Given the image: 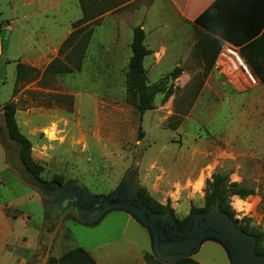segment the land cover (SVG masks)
<instances>
[{"label":"rangeland","instance_id":"1","mask_svg":"<svg viewBox=\"0 0 264 264\" xmlns=\"http://www.w3.org/2000/svg\"><path fill=\"white\" fill-rule=\"evenodd\" d=\"M127 1L92 5L105 12L90 24L80 70L44 75L54 58L66 62L71 47L59 50L82 16L77 0H0V204L7 214H20L13 224H20L16 232L28 237L32 251L49 237L46 257L106 244L94 252L109 264L120 263L149 249L147 228L118 207L95 215L78 196L108 195L132 183L177 200L173 210L182 218L191 206H203L205 180L219 171L253 190L228 202L236 227L252 232L264 252V130H252L251 119L230 114L231 96L250 90L234 89L213 67L204 76L206 60L197 45L202 31L178 21L164 1ZM143 23L144 44L152 48L143 62L148 86L161 91L154 108L140 114L127 92L126 71L132 28ZM162 37L167 42L158 40ZM17 62L37 74L19 82L13 94ZM177 66L181 73L171 78ZM8 102L45 184L26 171L18 145L7 137L3 105ZM191 257L203 264H231L227 249L209 234ZM43 259L39 248L28 264Z\"/></svg>","mask_w":264,"mask_h":264},{"label":"trees","instance_id":"2","mask_svg":"<svg viewBox=\"0 0 264 264\" xmlns=\"http://www.w3.org/2000/svg\"><path fill=\"white\" fill-rule=\"evenodd\" d=\"M98 0H77L82 12L81 18L74 23V30L62 42L59 52L63 53L66 47H71L65 55L66 62L56 57L51 60L44 75H63L73 70H80L85 50L91 35L90 24L96 21L105 10L92 9ZM195 24L201 26L208 33H202L197 45L206 60L204 76L213 67L215 58L223 41L240 46V51L247 63L253 69L261 84L264 85V2L261 0H214L195 19ZM144 29L137 25L132 28V37L129 44L131 55L128 60L126 71V85L131 103L142 114L146 110L154 108V97L159 88H150L147 82L146 72L143 66L144 58L150 51L144 44ZM181 73L179 67H175L169 74L176 78ZM37 74V70L24 63L17 62L15 65L13 94L17 91L19 82H30ZM170 92H166L165 97ZM15 107L12 102L3 105L4 124L7 137L15 142L18 147V157L24 168L35 180L40 181L39 173L41 166L31 157V142L18 129L14 117ZM142 137L139 131L138 138ZM253 190L238 187L237 182H230L227 175L219 171L213 172L210 179L205 180L203 206H191L187 215L178 218L169 203L163 205L156 201L144 187H139L138 194L141 201L150 210L155 212H171L174 214L180 229L184 228L193 213L201 212L218 202L221 210L226 212L234 220V211L231 209L228 199L232 195L247 197L252 195ZM246 232L253 234L247 229ZM46 246L41 244V253L44 254ZM256 252L259 250L256 243ZM143 258L147 264H201L193 257H182L171 262H163L156 259L151 253L145 252ZM44 264H98L95 259L82 247L69 248L58 257L49 256Z\"/></svg>","mask_w":264,"mask_h":264},{"label":"water","instance_id":"3","mask_svg":"<svg viewBox=\"0 0 264 264\" xmlns=\"http://www.w3.org/2000/svg\"><path fill=\"white\" fill-rule=\"evenodd\" d=\"M138 189L136 184L124 183L111 194L87 196L98 200L95 215L107 208L118 207L147 228L151 238L152 255L160 261L171 262L182 257H191L198 250L199 240L209 234L227 249L231 264H264V254L256 252V237L237 228L230 216L220 209L217 201L207 209L193 213L188 224L180 229L171 212L150 210L140 200ZM87 196L84 195V198ZM45 207L47 209V205ZM50 239L51 237L49 242L42 243L46 248ZM39 248L41 249V244L38 245ZM44 257L43 264L49 257H46V249Z\"/></svg>","mask_w":264,"mask_h":264},{"label":"crops","instance_id":"4","mask_svg":"<svg viewBox=\"0 0 264 264\" xmlns=\"http://www.w3.org/2000/svg\"><path fill=\"white\" fill-rule=\"evenodd\" d=\"M137 1V0H129L127 1L128 4ZM166 3L168 9L174 15V17L181 22L190 23L191 25L197 27L202 31V33H208L205 29L201 26L195 24L194 19L202 13L214 0H162ZM264 2V0H261ZM136 26V25H135ZM134 26V27H135ZM143 29V25H140ZM145 32L144 41L147 40V33ZM155 39L158 38V35L154 36ZM158 40L161 42H167L165 37H162ZM228 42V41H227ZM230 43V42H229ZM232 44V43H231ZM168 47V43H166ZM240 48V46L233 44ZM146 46V45H145ZM162 49L161 55L166 54V47L160 46ZM149 51L152 52V48L146 47ZM148 56V55H147ZM146 58V57H145ZM144 58V60H145ZM144 62V61H143ZM178 67V66H177ZM214 70V69H213ZM234 102L233 108L230 111L231 116H239L244 121L251 119L250 122L252 124V130H264V85L259 83L256 88H253L250 91L236 93L231 96ZM246 113H250L251 117H246ZM230 117V116H229ZM7 159V158H6ZM7 166L9 169L12 170V166H10L9 162L6 160ZM17 179L19 180L18 176ZM30 187V186H29ZM156 201L165 205L169 203L172 209H175L174 204H177V200H173L172 197H169V200L163 198L161 196H156L149 193ZM189 212V211H188ZM188 212H185L184 215H187ZM126 214L128 218L132 216L129 213L123 212ZM20 217L18 215H9L5 212L3 204H0V264H28L32 255L38 249L37 246L39 243L37 242L36 249L34 251L31 250V244L28 241V237L22 233L16 232V227L20 224H13V220H16ZM132 219L138 223L133 217ZM17 221V220H16ZM26 221V220H25ZM145 229V228H144ZM145 231L148 234V241H149V249H142L139 250L137 253H134L131 258L127 260H123V262L112 264H147L143 258V254L145 252H149L152 254V247H151V238L150 234L147 229ZM106 246V244L97 245L92 249H85L98 264H109L107 262L106 257H103L101 253H95L97 249ZM203 264L202 262H200Z\"/></svg>","mask_w":264,"mask_h":264},{"label":"built area","instance_id":"5","mask_svg":"<svg viewBox=\"0 0 264 264\" xmlns=\"http://www.w3.org/2000/svg\"><path fill=\"white\" fill-rule=\"evenodd\" d=\"M213 69L219 75L228 77V82L236 90H252L260 83L259 78L241 54L240 48L227 41L222 42Z\"/></svg>","mask_w":264,"mask_h":264},{"label":"flooded vegetation","instance_id":"6","mask_svg":"<svg viewBox=\"0 0 264 264\" xmlns=\"http://www.w3.org/2000/svg\"><path fill=\"white\" fill-rule=\"evenodd\" d=\"M37 181V180H36ZM39 183H44V182H42L41 180L39 181ZM45 184V183H44ZM139 195V194H138ZM86 196V195H85ZM117 198V197H116ZM140 198V197H139ZM78 201L80 202V201H82V203L81 204H84V205H86V206H88V207H91V208H93L94 210H96V207L98 206V200H96V199H92V198H90V197H86V198H84V196H83V198H79V196H78ZM140 200H141V198H140ZM68 202H71V201H68ZM76 202V201H75ZM97 202V203H96ZM66 203H67V201H66ZM76 209V208H75ZM58 214H60V213H58ZM58 216V215H57ZM59 223V222H58ZM58 223H56V221L55 222H52V226L53 225H55L56 226V224H58ZM51 226V227H52Z\"/></svg>","mask_w":264,"mask_h":264},{"label":"bare ground","instance_id":"7","mask_svg":"<svg viewBox=\"0 0 264 264\" xmlns=\"http://www.w3.org/2000/svg\"><path fill=\"white\" fill-rule=\"evenodd\" d=\"M198 185H199L198 187H200V185H201V182H199V183H198Z\"/></svg>","mask_w":264,"mask_h":264}]
</instances>
